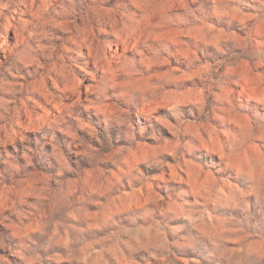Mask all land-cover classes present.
<instances>
[{"label":"clouds","instance_id":"obj_1","mask_svg":"<svg viewBox=\"0 0 264 264\" xmlns=\"http://www.w3.org/2000/svg\"><path fill=\"white\" fill-rule=\"evenodd\" d=\"M0 264H264V0H0Z\"/></svg>","mask_w":264,"mask_h":264}]
</instances>
